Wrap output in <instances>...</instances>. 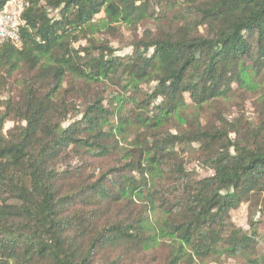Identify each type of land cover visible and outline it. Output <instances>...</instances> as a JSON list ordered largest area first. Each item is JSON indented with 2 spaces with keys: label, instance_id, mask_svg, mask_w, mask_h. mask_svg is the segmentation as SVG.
Instances as JSON below:
<instances>
[{
  "label": "trees",
  "instance_id": "1",
  "mask_svg": "<svg viewBox=\"0 0 264 264\" xmlns=\"http://www.w3.org/2000/svg\"><path fill=\"white\" fill-rule=\"evenodd\" d=\"M24 2L0 264H264V0Z\"/></svg>",
  "mask_w": 264,
  "mask_h": 264
},
{
  "label": "built area",
  "instance_id": "2",
  "mask_svg": "<svg viewBox=\"0 0 264 264\" xmlns=\"http://www.w3.org/2000/svg\"><path fill=\"white\" fill-rule=\"evenodd\" d=\"M25 7L24 0H10L0 10V48L6 41L18 43Z\"/></svg>",
  "mask_w": 264,
  "mask_h": 264
},
{
  "label": "rangeland",
  "instance_id": "3",
  "mask_svg": "<svg viewBox=\"0 0 264 264\" xmlns=\"http://www.w3.org/2000/svg\"><path fill=\"white\" fill-rule=\"evenodd\" d=\"M103 18V15H99L95 17V20H100ZM121 36H105L98 34L101 39L106 40L111 47L114 49L121 50L123 49V52L129 51V44L132 41V33L128 29H121L120 30ZM247 107H249V103H247ZM12 124H7L6 129L10 128ZM247 200V199H245ZM233 220L237 224V226L245 228L246 226V217H247V204L243 205L237 212L233 213Z\"/></svg>",
  "mask_w": 264,
  "mask_h": 264
}]
</instances>
